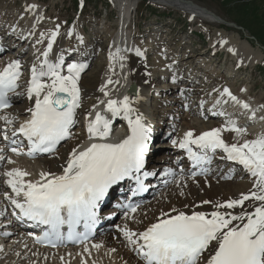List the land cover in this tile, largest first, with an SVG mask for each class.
Listing matches in <instances>:
<instances>
[{
    "label": "snow or ice",
    "instance_id": "6c2138e0",
    "mask_svg": "<svg viewBox=\"0 0 264 264\" xmlns=\"http://www.w3.org/2000/svg\"><path fill=\"white\" fill-rule=\"evenodd\" d=\"M34 8L36 5H28L29 10ZM73 32L74 28L69 29L67 35L72 36ZM59 35L60 25L57 24L47 36V47L40 54L44 59L40 60L39 65H32L31 79L26 89L27 97L34 99V105L27 109L29 118L12 130L11 137L7 129L3 131V138L10 140L12 145L18 143L15 139L18 134L26 138L27 154L30 156L53 153L61 141L70 138L77 109L81 107L80 79L88 64L68 63L67 74H64L63 55L56 62L50 61L49 53ZM40 37L37 44L43 42L45 33L42 32ZM79 39L83 43V38ZM119 51L117 49L116 54H109L110 61L117 57L121 61L126 59L119 56ZM136 54L144 55L140 49H136ZM109 67H112L111 63ZM120 67H124L123 63ZM20 76L19 60H11L0 70V109L10 106L9 94H17ZM114 83L119 81L114 82L109 77L101 86L100 91L107 99L97 101V104L104 106L103 112L95 111L94 116L92 111L87 114L89 143L71 150L60 174L42 171L39 179L31 180L25 179L31 174L20 168H12L4 173L7 177L5 183L14 194L5 192L4 196L19 210V218L47 226L43 234L36 237L37 242H48L56 247L64 241L65 234L61 229L67 225V239L85 243L84 252H89L86 242L91 229L100 220V206L110 189L125 179H131L136 185L131 189L135 196L147 190L144 180L156 175L154 171H144L152 128L135 106L143 97L124 95L122 98H112L108 85ZM225 96L244 109L251 110L248 103L239 100L227 87L220 92V97ZM221 102V99H217L216 104ZM223 103H227V100H223ZM97 104L92 105L94 110ZM105 113H110L111 118ZM216 114L226 115L223 111ZM117 117L127 121L128 134L112 142V124ZM255 117L256 111L251 110V118ZM0 119L7 125L12 124L14 118L5 115L0 116ZM260 119L264 120V116ZM225 131L234 132L237 138L247 133V129L238 126L235 120H229L225 125L199 135L189 130L182 139H174L172 143L187 151L193 166L199 168L201 174L208 172L204 165L212 162L209 153L222 150L225 154L222 159L239 163L254 178L252 189L248 193H240L238 198L202 201V204L212 205L211 212L193 210L189 214L175 208L171 213L161 211L156 222L149 224L143 231L137 232L127 224L123 227L117 225L144 264H200L204 253L209 250L212 254L206 264H264V134L254 139H243L242 142L237 139L229 143L223 138L222 133ZM11 151L19 154L17 147H12ZM7 159L9 163H15L10 157ZM165 171L173 172L172 169ZM191 175L195 177L197 172L192 171ZM180 180H183V176ZM184 194L181 188L180 195ZM246 201L251 202L253 210L245 209ZM118 207L125 209L126 218H131L130 213H135L139 205L123 203ZM237 208L239 212L235 211ZM80 224L85 229L83 233L76 231ZM100 246L93 245L95 248ZM82 264H87V261H82Z\"/></svg>",
    "mask_w": 264,
    "mask_h": 264
},
{
    "label": "bare ground",
    "instance_id": "6f19581e",
    "mask_svg": "<svg viewBox=\"0 0 264 264\" xmlns=\"http://www.w3.org/2000/svg\"><path fill=\"white\" fill-rule=\"evenodd\" d=\"M154 4L158 5H164L172 7L178 11H181L183 13H187L192 18H200L201 20H205L206 22L211 23H220L219 16L212 12L209 9H206L205 7L194 3L192 1L188 2L186 0H150ZM38 1L32 2L31 5H36V8L29 10L28 14L29 16L28 20L26 22H20L18 23L17 19H14L13 17H9L8 14H5L2 9H0V33H3L0 38V46H3L5 48L9 47H16L18 49V52L20 50V53L23 52L27 48L28 44L31 49L30 56L34 57L35 63L39 65L40 60H43V56L40 54L44 51V49L47 47V36L51 32V30H54L58 22H55L52 24L53 26L51 28L47 27L46 22L48 21V15L47 12L44 13L47 10V7L44 8L42 5H38ZM129 0H120L119 1V8H120V27L119 30H117L112 35V40L108 45L105 46H99V49L102 47V50L105 49L104 54V65L98 73H91L86 75V72L89 70V67L86 68L81 73V79H80V86L82 89V102L81 107L77 109V114L81 113L82 117L84 118V121L87 123V114L89 111H102L103 112V106L97 104L98 100H106L107 98L104 96L103 92L100 91V88L102 85L106 83L109 77L115 82L119 81V83H114L112 85H108V90L111 92L112 98H122L124 95L129 96H136L139 95L143 97V99L135 105L139 108L140 112L144 114L146 117V122L149 124L150 121L154 120V124L151 125L152 133H153V127L160 126L159 121L164 119V121L168 118H173L171 122H174L176 126L179 127V131L175 128H170L171 130H167L166 132H170V134H173V140L179 141L183 138V135L185 132L189 130H193L195 135H198L199 133L203 131H208L212 128L221 127L225 125L229 120H235L238 124V126L242 128L247 129V133L243 137H236V134L234 132L225 131L222 133L223 138L229 142H236L238 139L240 142L243 141V139H254L257 136L264 134V120L260 119V111L261 107H258L256 111V117L253 119L251 118V111L249 109H244L241 105L236 104L235 102L228 99L226 96L220 98V93L214 94L211 96V99L214 100L211 103H208L206 108H208V113L204 114L202 116L203 119L211 120L209 121V124L206 126L198 127V120L193 119L191 117V114L187 111L182 112L179 116L177 114L178 108L181 111L184 110V105L180 99L183 98V95L185 93V89H187V85L190 83H187L186 85L183 84L179 80L181 79L180 76H176L175 79L171 78L170 82L174 85V83H179L181 88L179 89L178 93L176 94V86H170L168 90H170V94L174 93L176 96V100L170 101L167 99H161L159 98L161 95L166 96L168 95L167 87H162L158 89V85L155 84L154 79L151 77V71H149L145 67L144 59L147 57V54L144 53V49H141L139 46H137L135 40L132 38L130 33L131 28V22L127 24V14L130 10V3H128ZM45 4V3H42ZM43 17L40 19L39 17ZM219 17V18H217ZM24 18V17H23ZM45 22H43V21ZM11 21V22H10ZM78 22V21H77ZM44 25V26H43ZM51 26V25H50ZM38 27H47V34L45 35V38L42 43L37 44V38L38 33ZM102 27H105L103 25ZM74 28V32L72 36H68L67 32L69 29ZM84 30H77V23H73L69 28L66 30H63L60 26V35L57 37L55 43L53 44V49L49 53L48 59L52 62H56L57 58L61 55H63V58L65 59V55L71 51V47L73 45L69 42L72 39H76L77 42H80L79 37H82V32ZM98 36V35H97ZM96 36V37H97ZM222 36L223 35H219ZM217 36L214 37V39L211 40V45L217 44ZM100 37L98 36V40ZM223 39V38H221ZM25 42V44L22 46V44ZM216 42V43H215ZM223 42V43H222ZM221 47L227 48L229 45L232 46L231 51L235 56L239 55L242 60L245 63H250L253 61H257L258 57L252 53L250 47H236L235 44H229L225 40H222ZM237 43V42H236ZM235 46V47H234ZM215 47V46H213ZM87 49V48H86ZM117 49H119V56H123L126 59L123 61L119 60V58H115L110 61L109 54H116ZM136 49H140L144 55L138 56L136 54ZM229 49V48H228ZM1 50V49H0ZM97 50V49H95ZM64 51L66 54H64ZM84 52V51H83ZM92 54H96L93 52H90ZM99 54V53H97ZM96 54V55H97ZM78 58V63H86L82 60L84 59L85 54L79 52L76 54ZM94 56V55H93ZM19 56H17L18 58ZM39 57V59H38ZM16 57L9 56V55H2L0 56V70L3 65H7L11 60H17ZM80 59V60H79ZM65 61V60H64ZM75 62V61H72ZM112 64V67L110 68L109 65ZM123 63L124 67L121 68L120 65ZM30 65V64H29ZM178 65V63H176ZM31 69L29 71L27 81L31 78ZM64 74H67V66H63ZM150 74V75H149ZM89 76V77H88ZM160 78V77H159ZM163 80V79H162ZM27 81L21 88L16 89L17 96L16 99L24 98V107L22 108H14L13 111H11L10 115H6V112H1L0 116H8L10 119H13L12 124L5 123L4 120L0 119V157H4L1 163V167L3 164H6L5 168L2 169L0 167V209L3 210V208H8L11 205V202L5 198L4 193L7 192L9 195L14 194L11 192V189L9 186L5 183L7 180V177L4 175V173L12 168H20L27 172H29L31 175L26 177L25 179H31V180H37L39 179V174L42 171H51L56 174H60L62 171V166L66 163L69 153L74 147H77L78 145L83 147L86 146L87 143L83 142V139L87 136V130H83V135L80 134L79 131H73V126L71 128V135L72 137L67 142L68 146L66 148V160H63L60 156V159L57 161L60 164V167L55 165V161L51 160V156L56 155L57 149L54 153L48 154L46 157H39L43 158L42 162H38V157L35 158H26L25 156V149L22 144V140L20 139L19 135L15 137V139L18 140L19 146L17 147L19 149V154L14 153L11 151L12 147H9L7 145V140L3 138V131L7 129L8 135L12 132V130L19 127V125L30 116V113L27 111L28 108L32 107L34 105V99L30 100L27 99ZM191 82V81H190ZM131 83L136 84L137 93L135 95H130L128 93V85ZM228 85V84H227ZM231 90V92L241 101L244 99V92L242 90H237L232 85L227 86ZM202 96L208 97L211 93L208 90L201 91ZM248 96V95H247ZM159 98V99H158ZM201 98V96H200ZM217 99H221L220 104H216ZM156 100L158 104L160 103V108L162 111L155 109L157 107ZM223 100H227V103H223ZM185 101V99L183 100ZM204 101L203 99H200L199 105L201 107V103ZM188 103V102H186ZM93 104H97V108L94 110L92 108ZM162 104V106H161ZM215 105V107H214ZM154 106V107H153ZM181 106V107H180ZM187 107V106H186ZM187 110V109H186ZM152 112V116H148V112ZM223 111L226 113V115H218L216 113H219ZM200 112V111H199ZM238 113V115L236 114ZM106 115H109V113H105ZM234 114L237 116L234 117ZM200 117V114L198 115ZM215 117V118H213ZM159 119V121H157ZM192 121H195L196 125L192 126ZM203 121V120H202ZM168 122L164 123L167 125ZM114 128V127H113ZM176 132V133H175ZM128 134V128L124 127L123 130L113 132V135H111L110 140L112 142H117L120 139H122L124 136ZM154 134V133H153ZM155 136V135H154ZM2 143H5L3 145ZM59 148V147H58ZM169 152H174L173 156L170 157V161L168 167L167 165L165 168H172L174 171L173 180L175 183L173 184V187L170 189V191H166L163 193L157 195V197L151 202L150 208L145 209L143 206H139L137 211L134 214H131V218H126L123 216L119 223H121V227H123L125 224H127L131 229L139 232L143 231L149 224L156 222V219L160 216L161 211L171 213V210L173 208L177 210H183L185 212H188L189 214L191 211H204V212H211L213 211L212 205L208 204H202L201 202L204 200H210V201H224L229 198H238L240 193H248L249 190L252 189V185L254 183V178L251 177V175L243 168L242 165L239 164L241 170H242V176L233 177L235 172L231 170V165L226 166L227 162L225 159H218L217 161L211 162V164L206 165L208 170L212 168L213 174L209 177H199L196 179H192L190 176L189 170L187 165L183 166H177V162L181 160V151L178 149V144L174 145L172 143V147ZM154 150H149L148 155H150L151 160H155L158 158H153L154 156ZM219 153H222V157L225 155L222 150H218L216 152V157L219 158ZM65 156V155H64ZM11 158L12 161L15 163H9L7 158ZM215 157V156H214ZM167 157H161L159 160H167ZM215 162H219L221 164L214 165L215 167H212ZM235 163V162H234ZM236 164V163H235ZM225 167V174L227 176H231V178H227L225 181H220V178H223L224 174L221 172V169ZM162 166L156 165L152 168H150L149 172H155V180L153 182L147 183L149 186H151L152 190L150 193H155L159 189L156 190V187L158 185H161V181H159V178H162V180L166 179V177H169L166 175L164 171H162ZM2 169V170H1ZM231 171V172H230ZM183 176V180H180V177ZM216 177V178H215ZM220 177V178H219ZM240 180L233 185L228 183L230 180ZM158 180V181H157ZM194 180L197 181V185H192L191 182ZM177 181H180L178 184ZM228 183V184H227ZM181 188H183L184 195H180ZM163 194V195H162ZM166 198V199H165ZM118 202V200H115ZM245 209L246 210H253L251 207V202L246 201L245 202ZM236 212H239L240 209L237 208L235 210ZM118 211L115 212V215H117ZM109 225V223L107 224ZM6 232H8L6 234ZM14 233L16 235L14 236ZM118 236L122 237V241L116 240L113 238V231H105L100 237L91 239L89 242H87V247L89 248V252H84V246H82L79 249L66 247L65 249H55V250H48L44 249L43 251L36 250V248L31 244V240L27 234L22 232L20 229L17 228V226H3L0 225V256L2 257L0 259V264H82V261H87V264H144L143 260L139 258V255L133 251V247L128 244V241L125 239L123 234L120 232ZM94 244H100L101 246L99 248L93 247ZM115 249V251H112ZM211 250L204 253V256L200 260V264H206L207 259L211 255ZM63 258V259H61Z\"/></svg>",
    "mask_w": 264,
    "mask_h": 264
},
{
    "label": "rangeland",
    "instance_id": "374dc122",
    "mask_svg": "<svg viewBox=\"0 0 264 264\" xmlns=\"http://www.w3.org/2000/svg\"><path fill=\"white\" fill-rule=\"evenodd\" d=\"M1 1H3L2 3H0L1 5H3L6 1L10 2L11 4L12 2H14L15 4H12L11 6L6 3L4 5V10L7 6L9 7L8 11H10L12 15L16 16L17 14L22 15L23 12H26L27 6L31 5L32 1L36 0H0V2ZM39 1L45 3L42 4L37 2L39 6L42 5L44 8L47 7V27H52V24L58 22V24H60L62 28L66 29L76 22L77 29L80 31V29L83 28L84 30V44L77 45V50L71 53V58L66 59L65 65L68 64V60L72 61L76 57L75 53H77L78 51L82 50L89 54L90 49H92L90 52L99 54H93L94 56L92 54H89L86 58L88 62H91L90 66L88 65L89 70L86 72V75L91 73H98L99 70L103 66H105V49L102 50V47L99 49V47H97L96 45H107L112 38L113 32L119 29L118 22L120 21V18L118 20V16L120 13V0H84L85 6L84 9L81 10H79V6L81 4H79L77 0ZM189 1L197 3L205 7L206 9L211 10L225 22H221V24L211 22L208 23L205 20H201L200 18H192L187 13H183L172 7L154 4L150 0H129L128 2L131 5V9H133L135 4H138V8L133 15V21H131L132 36L133 34H135L134 39L138 46L142 48H144L145 46L150 48L149 50L145 51L147 53L149 52L150 54L147 56V59L144 63H146V67L149 69V71L152 72L151 77L154 79L155 84L158 85V89L162 88L163 86L167 87L168 95H161L159 98H168L170 101H174L177 99L176 96H174L175 94H170L171 91L168 89L170 86L175 85V93L177 94L181 86L179 85V83H174V85L171 84V78L168 79L169 82L166 81L165 79L169 77V73L171 72L163 74L162 71L165 70L164 64L179 61L178 65H174L175 70H177L181 76L184 71L188 74V76L185 75L184 78H182L184 80L183 82H185V79L188 80V78H191L192 76L195 77L196 80L193 84H188L189 86H187L188 88L185 89L183 98H181L180 100L182 102H188L183 103V109L186 111V106L188 105L189 111L187 112L191 114V117L193 119L198 120V127L206 126L209 124V121H211L207 119H203L202 121L201 118L196 115V113L199 112L198 105L200 99L204 98L205 102L207 99H209L208 103H211L212 101H214L211 99V96L214 94L218 95V93L222 91L221 89L224 88L227 84L233 85L238 90L243 89V101L251 106V110H256L258 107H261L260 117L264 116V107H262L264 106V64L262 63V59H264V32L261 30H264V0ZM142 2L143 4H145V7L148 6L147 10L144 7L141 10L139 9V7L143 5ZM252 7L258 10L256 15H254V12L256 10L253 11ZM20 11H22V13H20ZM44 13H46V11ZM25 16L26 14H23V16H21V20L18 23L26 22L29 16H27V18ZM231 23L235 24L236 26L229 25ZM103 25H105L106 28L102 27ZM47 27H40L38 34L40 35L42 32L46 33V31L48 30ZM221 34L223 35V37L219 36ZM251 34L254 35V37ZM97 35L101 37L99 39V42H97ZM217 35V44L213 45L215 46V48H213L211 45V40L214 39V37ZM74 40L76 41V39ZM222 40H225L229 44H235L236 47H250L252 53H254V55L258 57L257 61L245 63L239 55L235 56L233 54V52L230 50V48H232L231 45H229V47L227 48H222L220 46ZM69 44L70 47L71 44L73 45L72 40L69 42ZM93 44L95 45L93 46ZM73 47H75V44L73 45ZM213 49L217 51V54L214 56H212ZM16 52L17 50L14 53L16 54ZM24 52L26 51L24 50ZM27 54H25V58L27 57ZM28 58L34 57L30 56L29 54L27 59ZM32 63L33 62L29 63L30 69ZM22 65L25 68H23V72L26 73L28 66L26 63H23ZM162 77H164V80H162ZM25 80L26 77L21 75L18 81L20 83L19 85L24 84ZM180 81L182 82L181 79L179 80V82ZM190 81L189 83H191ZM214 89H216V91H221L212 93L211 90L214 91ZM205 90H208L211 93L208 97L202 96L201 91ZM184 99L185 101H183ZM14 101V108H22L23 101L21 99ZM157 102L159 101L156 100L155 103L158 106V110L162 111V109L159 107L160 103L158 104ZM13 110L9 109V111ZM200 111L202 112L201 114L206 113V106H203L202 110ZM175 112H177L179 116L182 115V112L179 108ZM236 114L238 115V113ZM236 114H234V117L237 116ZM80 118L81 113L79 115V119ZM166 120H168V118ZM169 120H173V118H169ZM169 123H173L172 128H175L179 131V127L176 126L174 122ZM195 123V121H192V126L196 125ZM167 127L168 126L163 128V131H161L158 139L163 136L165 130L167 131ZM78 130H80V127L76 126L75 130L73 131L77 132ZM157 142L160 143L156 144L163 143L167 146H164L162 144V146H158V148H156L158 149L156 152V158H158L159 160L161 157H167V161H164L163 164H169V159L173 155L170 156L171 152H169L168 150H170L172 145L169 148L168 145L170 143L167 139H164L162 141L158 140ZM66 143L59 147L57 151L58 153L56 155L51 156V160L55 161V165L58 167H60V164L57 161L60 159V156L65 159L64 155L68 146V144ZM168 153L169 156L167 155ZM42 160L43 158H39L38 162H42ZM219 164L221 163L218 162L216 165ZM5 166L6 164H3L1 168L4 169ZM205 177L209 176L206 175ZM226 178L230 179L231 176H226ZM219 180L222 181L221 179ZM238 181L240 180L233 179L228 183L233 185ZM174 183L175 181L167 185L163 191L158 193L159 196L161 193L164 194V192L170 191ZM191 184L197 185V181L194 180L193 182H191ZM158 194L149 196L146 201L143 202L142 206L145 209H149L151 207V202H153ZM121 218V215L118 216L112 224L119 225V221L121 220ZM118 232V230L115 231L116 234L113 236V238L122 241L121 236L117 235L119 234ZM15 235L16 233H14V236ZM100 236L101 235H97V237Z\"/></svg>",
    "mask_w": 264,
    "mask_h": 264
},
{
    "label": "trees",
    "instance_id": "16d2710c",
    "mask_svg": "<svg viewBox=\"0 0 264 264\" xmlns=\"http://www.w3.org/2000/svg\"><path fill=\"white\" fill-rule=\"evenodd\" d=\"M240 6V5H239ZM253 8V11H255L256 10V8H254V7H252ZM257 11L258 10H256L255 12H254V15H256L257 14ZM261 29V28H260ZM263 32H264V30L263 29H261Z\"/></svg>",
    "mask_w": 264,
    "mask_h": 264
}]
</instances>
